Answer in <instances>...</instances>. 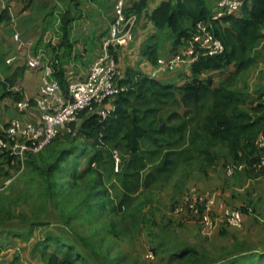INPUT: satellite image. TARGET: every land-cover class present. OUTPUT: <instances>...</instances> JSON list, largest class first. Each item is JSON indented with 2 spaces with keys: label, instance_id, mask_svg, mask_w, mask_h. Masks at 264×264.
<instances>
[{
  "label": "trees",
  "instance_id": "1",
  "mask_svg": "<svg viewBox=\"0 0 264 264\" xmlns=\"http://www.w3.org/2000/svg\"><path fill=\"white\" fill-rule=\"evenodd\" d=\"M174 2L162 3L151 19L158 28L172 29L175 45L187 46L196 24L209 21L213 12L204 0ZM126 13L131 12L126 10ZM7 14L4 12L0 16V23L9 20ZM238 15L242 17L238 18ZM238 15L213 23L214 34L224 44L225 52L210 56L198 51L192 62L193 79L179 91L149 78L121 79V85H132L133 89L110 101L116 109L109 117L103 119L95 109L81 112L77 120L68 125L71 132L62 131L40 154L30 156L24 172L1 192L12 188L26 171L28 173L32 169L45 176L48 196L55 197L59 195L58 173H71L76 179L81 173L78 169L87 162L88 174L97 175L92 181V193L87 198L91 203L89 208L92 210L96 206L106 210L110 204L114 212L123 213L135 206L144 193L162 189L163 182L168 184L182 166L195 164L204 170L215 165L217 155L214 149L217 147L226 148L229 152L224 169L243 165L246 173H249V168L255 172L262 160L256 142L264 135V90L252 108L246 109V101L236 89V82L254 66V52L264 39V0H245ZM74 19L69 9L61 15L62 44L67 49ZM186 23L191 25L187 27ZM115 55L118 60V54ZM230 65L235 66V72L231 74L230 81L218 88H214L211 79L202 81L198 78L206 72L219 71ZM54 77L65 92L71 81L64 79V69L59 62L54 66ZM8 81L13 85L16 80ZM178 93L181 94L179 99ZM182 107L186 110L180 114ZM75 132L81 136L80 139L71 138ZM81 139L84 145H76ZM115 151L120 157L119 171H115ZM4 158L15 167L11 157ZM259 172L264 173V168ZM12 176L7 173L5 178ZM106 180L110 183L107 184ZM77 184L76 180L72 182L73 186ZM113 184L119 189L117 199L109 190ZM0 219V232L6 228L9 233H26L43 225L29 222L15 205L7 207ZM111 226L115 228L113 224ZM52 242H56L58 247L64 244L65 249L63 246L55 249L49 264H99L93 249L91 251L88 246L89 254L92 252L91 262L90 257L81 252L85 247L77 244L64 230L56 235L48 234L44 244L49 246ZM251 250L245 248L244 252L231 257H217L215 253L186 247L172 251L171 255L175 264H262L260 258H264V252L252 253Z\"/></svg>",
  "mask_w": 264,
  "mask_h": 264
},
{
  "label": "crops",
  "instance_id": "2",
  "mask_svg": "<svg viewBox=\"0 0 264 264\" xmlns=\"http://www.w3.org/2000/svg\"><path fill=\"white\" fill-rule=\"evenodd\" d=\"M168 1L170 0H127V10L137 15L138 23L130 43L117 51L123 80H129L131 77L149 78L173 86L179 91L193 79L192 62L189 61L179 65L175 71L152 77L159 59L169 58L177 53L183 54L187 49L186 45H175V35L171 28H158L151 19L158 7ZM204 1L211 13L214 12L218 0ZM115 3L116 0H3L0 2V16L4 12L9 15L8 21L4 20L0 23V131L13 119L29 122L38 118L34 99L38 96L42 70L28 67L27 61L30 57L42 54L46 63L51 64L53 68L59 62L64 69V79L68 82L85 80L89 76L93 63L102 52L103 43L109 37L115 17ZM67 9L71 10L75 18L69 30L68 49L62 44L61 23V15ZM190 25L186 23L187 27ZM15 35L19 36V40H16ZM262 46L263 48L256 50L257 54L254 58L256 68L254 69L253 66L236 82V89L246 101L244 106L246 109L252 108L264 90V69L257 70L264 66V44ZM235 70V66L230 65L219 71L206 72L198 78L202 81L211 79L214 88H218L230 81L231 74ZM255 70L257 71L254 72ZM9 79L16 81L11 85ZM176 96L178 99L181 98L179 93ZM19 97L22 99L19 100ZM27 98L31 99L30 107L20 112L18 105ZM185 110L182 107L179 113L182 114ZM214 152L217 155L215 165L201 172V169H198L197 175L191 177L199 176L197 179L185 182L180 175V178H173L172 183L176 184V193L179 196L187 190L188 187H185L187 183L189 186L187 191L197 188L202 194L217 198L214 210L222 217L220 205L242 210L240 206L245 203L221 198L217 182L212 180L208 172L224 169L223 164L229 158V152L223 147L215 148ZM3 171L0 170V177H3L0 183L7 174V171L2 173ZM204 176L207 178L204 179ZM248 178L240 181L244 184L249 183L250 178ZM258 189H262L263 193H256L258 199L254 200L257 204L258 200L264 202V182L256 187V191ZM186 214L191 213L186 212ZM192 215L199 218L193 213ZM243 219L245 225L252 222L251 216L245 212ZM33 230L26 233H9L6 228L1 229L0 264H18L19 261L22 264H49L55 250L44 244L48 235L44 233L36 238L32 236ZM24 240L25 243L21 246L20 243ZM261 240L262 243H257L259 238H254L256 252H264V239ZM60 259L63 258L60 256Z\"/></svg>",
  "mask_w": 264,
  "mask_h": 264
},
{
  "label": "rangeland",
  "instance_id": "3",
  "mask_svg": "<svg viewBox=\"0 0 264 264\" xmlns=\"http://www.w3.org/2000/svg\"><path fill=\"white\" fill-rule=\"evenodd\" d=\"M263 44L264 39L256 50L263 48ZM256 54L257 51L254 52V58ZM262 69L264 66L257 70ZM76 133L71 137L74 140L81 137ZM83 143L81 139L75 144L83 146ZM4 157L2 163L0 162V170H4L2 173L7 171L6 173L14 175L16 167L8 163ZM88 165L87 162L82 164L78 169L81 172L80 177L76 179L72 178L71 173H58L59 195L55 197L48 196V182L43 174L33 172L32 169H30L31 172L26 171L25 176L18 179L19 181L17 180L18 182L12 186V190L10 188L5 192H0L2 193L0 195V217L3 216L7 207L18 206L22 216L29 222L43 223L42 226L34 228L32 236L37 238L44 233L56 235L58 231L64 230L76 240L77 244L85 247L81 252L89 256L91 262L92 252L89 254L88 246L91 251L93 249L97 253V256L93 255V257L99 264L110 261L113 264H175L174 256L171 255L172 251H181L186 247L196 248L200 252L215 253L217 257H231L244 252L245 248H251V252L254 253L256 250L254 238H259L257 243H262L261 239H264V202L258 200L257 204L254 200L258 199L256 197L258 193H263L262 189L256 191V187L264 182V173L259 172L261 169H256L254 172L252 168H249V173H246L245 167L241 165L233 168L232 175H229L226 169L208 172L212 180L217 182L221 198L245 203L240 207L249 208L246 212L242 210L251 216L252 222L248 225L244 224L241 228L231 227L224 221L223 213L220 217V214L212 208L216 230L207 236L203 234V223L200 217L193 216L187 210L176 211L182 202L181 197L189 186L186 183L187 190L179 196L176 193V184L172 183L173 179L168 184L163 182L162 189H155L151 194L144 193L135 206L123 213L114 212L110 204L107 205L106 210L96 206L91 210L89 208L91 203L87 198L92 193V181L97 178V175L88 174ZM119 169L116 167L115 171ZM198 169V165L182 166L175 177L180 178L182 175L184 178L182 180L185 182L197 179L199 176L191 177L197 175ZM2 178L0 177V180ZM205 178L207 176H204ZM245 178H248L250 182L244 184L240 181ZM74 180L78 182L77 186L72 185ZM106 182L110 183L108 180ZM196 183L199 185L198 182ZM2 186L3 181L0 183V188ZM109 190L113 198L117 199L119 189L113 184ZM215 200L218 201L217 198ZM186 212L191 214L187 215ZM24 243L25 240L20 245L23 246ZM55 243H49L48 248L52 250L61 249L59 247L62 246L64 248V244L62 246L59 244L58 247ZM149 249L155 254L153 260L146 258ZM260 262L264 264V258H260ZM18 264L22 263L19 261Z\"/></svg>",
  "mask_w": 264,
  "mask_h": 264
},
{
  "label": "built area",
  "instance_id": "4",
  "mask_svg": "<svg viewBox=\"0 0 264 264\" xmlns=\"http://www.w3.org/2000/svg\"><path fill=\"white\" fill-rule=\"evenodd\" d=\"M244 5L245 0H218L211 19L196 24L185 53L159 59L152 77L175 71L186 61L193 62L198 51L210 56L222 55L225 46L215 36L213 23L240 14ZM126 10L127 0H116L115 17L109 37L103 43L102 52L93 63L89 76L85 80L71 81L65 92L54 77V68L46 63L42 54L28 59V67L42 70L38 96L34 99L38 118L29 122L13 119L0 131V159L2 161L3 155L9 156L16 167V173L3 183L0 192L6 190L24 172L30 156L40 154L62 131L71 132L68 125L75 122L81 112L95 109L103 119H106L116 109L110 101L133 89L132 85L119 83L122 79V70L115 55L121 47L130 43L138 23L137 15L128 14ZM15 38L19 40L18 35H15ZM30 102L31 99L27 98L26 101L19 103V111H26L30 107ZM256 145L262 154L261 165L257 168L261 169L264 168V135L259 137ZM114 158L116 167H119L120 157L117 151L114 152ZM227 173L232 175L233 169L228 168ZM181 201L176 211L187 210L198 215L203 223V234L210 236L216 227L212 210L216 204L215 198L192 188L184 193ZM220 209L224 221L229 226L241 228L244 225V214L241 210L225 205H220ZM154 256L153 250L149 249L146 254L147 260H153Z\"/></svg>",
  "mask_w": 264,
  "mask_h": 264
}]
</instances>
